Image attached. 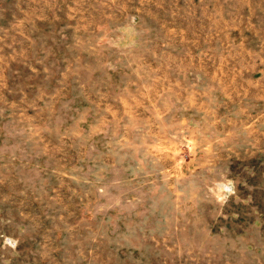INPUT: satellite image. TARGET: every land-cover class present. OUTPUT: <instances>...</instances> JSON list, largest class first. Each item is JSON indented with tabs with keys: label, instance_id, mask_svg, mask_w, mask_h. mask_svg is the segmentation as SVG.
Returning <instances> with one entry per match:
<instances>
[{
	"label": "rangeland",
	"instance_id": "1",
	"mask_svg": "<svg viewBox=\"0 0 264 264\" xmlns=\"http://www.w3.org/2000/svg\"><path fill=\"white\" fill-rule=\"evenodd\" d=\"M0 264H264V0H0Z\"/></svg>",
	"mask_w": 264,
	"mask_h": 264
}]
</instances>
